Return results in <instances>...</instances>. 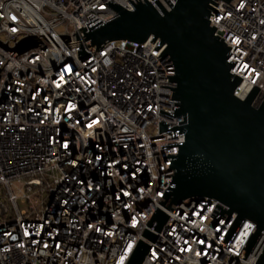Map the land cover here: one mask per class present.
I'll list each match as a JSON object with an SVG mask.
<instances>
[{
  "label": "built area",
  "instance_id": "built-area-1",
  "mask_svg": "<svg viewBox=\"0 0 264 264\" xmlns=\"http://www.w3.org/2000/svg\"><path fill=\"white\" fill-rule=\"evenodd\" d=\"M108 1L0 0V264H126L140 240L149 245L142 264H255L264 231L242 258L256 226L245 219L225 248L237 214L215 219L213 198L177 204L160 232L146 224L173 173L163 157L179 150L160 145L185 141L159 133V122L172 126L183 116L160 112H174L173 90L160 86L176 87L168 56L113 40L79 58L75 32L87 14L103 21L119 14ZM217 3L210 26L231 46V73L242 78L236 94L257 86L261 100L264 0ZM29 36L38 46L16 54Z\"/></svg>",
  "mask_w": 264,
  "mask_h": 264
},
{
  "label": "water",
  "instance_id": "water-1",
  "mask_svg": "<svg viewBox=\"0 0 264 264\" xmlns=\"http://www.w3.org/2000/svg\"><path fill=\"white\" fill-rule=\"evenodd\" d=\"M128 10L114 0L107 5L119 12L107 21L93 13L89 22L77 29L80 39L79 58L113 40H131L150 49L158 59L168 56L174 74H167L176 87L173 90L174 112L160 108L171 117L183 116L176 125L159 122V133L173 136L185 134V141L160 145H178V153L168 154L167 169H173L171 180L146 224L158 232L166 224L173 208L185 200H217L210 215L215 219L236 217L221 240L227 248L245 219L256 223L239 256L246 258L264 231V96L259 99V87L253 86L245 98L236 94L242 78L231 73L228 62L231 46L210 26L211 12L218 1L231 0H166L167 11L159 0L142 3L128 0ZM213 15V14H212ZM32 36L24 38L13 49L16 54L37 47ZM1 72V69H0ZM165 182V184H166ZM2 213L6 208L2 206ZM150 240L157 235L149 230ZM149 245L140 240L126 264H142ZM255 264H264V248Z\"/></svg>",
  "mask_w": 264,
  "mask_h": 264
},
{
  "label": "rangeland",
  "instance_id": "rangeland-1",
  "mask_svg": "<svg viewBox=\"0 0 264 264\" xmlns=\"http://www.w3.org/2000/svg\"><path fill=\"white\" fill-rule=\"evenodd\" d=\"M20 188H21L20 183L17 182V181H15V182H14V186H13L14 193L17 194V195H21L22 192L20 191ZM43 196H44V197H47V193H44ZM19 206H20V208H24L26 205H24V204L19 200Z\"/></svg>",
  "mask_w": 264,
  "mask_h": 264
},
{
  "label": "bare ground",
  "instance_id": "bare-ground-1",
  "mask_svg": "<svg viewBox=\"0 0 264 264\" xmlns=\"http://www.w3.org/2000/svg\"><path fill=\"white\" fill-rule=\"evenodd\" d=\"M239 95H240L241 97H243V96H244V94H243V93H240Z\"/></svg>",
  "mask_w": 264,
  "mask_h": 264
}]
</instances>
